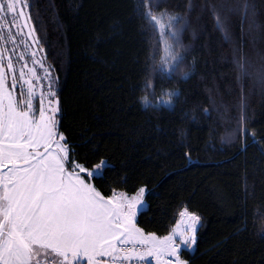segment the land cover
<instances>
[{"label":"trees","instance_id":"16d2710c","mask_svg":"<svg viewBox=\"0 0 264 264\" xmlns=\"http://www.w3.org/2000/svg\"><path fill=\"white\" fill-rule=\"evenodd\" d=\"M28 2L69 159L89 169L106 161L103 179L91 180L106 196L144 187L149 207L137 227L145 234L167 235L185 206L199 215L197 243L181 253L186 264H264V0H248L247 20L230 11L243 0L153 6L182 19L171 43L184 62L173 74L160 69L159 34L138 0ZM242 57L249 75L238 81ZM145 82L154 94L141 90ZM177 90L171 110L156 105ZM145 95L147 110L139 103Z\"/></svg>","mask_w":264,"mask_h":264},{"label":"snow or ice","instance_id":"6c2138e0","mask_svg":"<svg viewBox=\"0 0 264 264\" xmlns=\"http://www.w3.org/2000/svg\"><path fill=\"white\" fill-rule=\"evenodd\" d=\"M160 3L161 0H138V11L140 5L147 7L142 15L154 36L159 25L162 38L167 36L178 43V33L172 30L179 22L178 16L163 12L148 19L151 8ZM29 7L28 0H0V21L18 27L19 19L30 21L24 12ZM249 10L248 0H243L242 8L230 11L242 13L247 20ZM217 27L229 39L219 16ZM9 37L14 39L11 33ZM3 38L0 25V39ZM183 62L184 56L165 41L160 69L173 74ZM236 63L237 80L241 81L249 75L246 60L242 57ZM25 68L31 73L30 78H26ZM7 71L15 72L10 59ZM190 75L185 72L183 79ZM45 76L50 73L46 71ZM6 79L0 63V264H151L152 259L156 264H186L181 253L196 245L201 217L185 206L179 212L181 219L167 235L145 234L137 227L138 214L149 207L143 202L144 187L131 197L117 190L106 196L88 180H102L107 162L101 160L89 169L69 159L66 137L58 131L54 82L49 80L48 91L40 92L37 111L33 80L39 81V77L34 68L23 65L19 78L12 77L10 87L6 86ZM258 83L264 90V71L259 73ZM141 90L154 94V83H143ZM165 96L168 98L163 99ZM178 96V90L168 91L161 99L171 110L173 97ZM139 103L147 110L148 96L141 97Z\"/></svg>","mask_w":264,"mask_h":264},{"label":"rangeland","instance_id":"374dc122","mask_svg":"<svg viewBox=\"0 0 264 264\" xmlns=\"http://www.w3.org/2000/svg\"><path fill=\"white\" fill-rule=\"evenodd\" d=\"M146 11H148V10H146ZM160 13H163V12H153L150 10L148 17L151 20L153 16L159 15ZM170 15L178 16L180 18L179 22L175 25V28L172 29L173 31H177V33H178L179 32V26L181 25L182 19L179 15H176V14H170ZM8 20L11 21L10 16L8 17ZM17 24H18V27H13V26H11V23H5L4 21H0V25H3V33H4V38L0 39V53H3V59L0 60V63H2L3 68H4L6 75H7V79L5 81V84L7 87H10L11 83H12V77L15 75L17 78H19L20 69L23 65H27L28 68H34L37 76L39 77V81L33 80V84L35 85V89H36L35 107L38 111V108L40 106L39 105L40 92L42 90L44 92H47L49 89V80H51L52 82H53V80H52L51 74H50V76H45V72L48 71L50 73V71L45 67V65L40 60L37 59V56H36L37 52H35L34 49L32 50V47L30 46L28 41H26V39L23 35V31H22V28H21L19 21H17ZM156 29H157L158 34H159L160 43L162 45V51L164 48V42L165 41H167V43L172 46L171 40H173V39H171L170 37H167V36L162 38L160 36V32H159V25H157ZM9 33H11L14 36V39L9 37ZM17 33H21V34L17 35ZM33 54H35V56H33ZM37 55H39V54L37 53ZM162 55H163V53H162ZM21 57H23V59H21ZM9 59L12 61L13 65L15 67V72H8L7 71V65H8ZM25 73H26V78L31 77V73L27 72V68H25ZM24 89L25 90L27 89V85H24ZM53 90L55 91L54 84H53ZM55 93H56V91H55ZM17 94H19V85L17 86ZM53 99L55 101H57L56 95H55V97H53ZM164 99H167V98H164ZM157 104L162 109L167 108V106L164 105V103H163V99L157 100L156 105ZM45 106H47V101H45ZM88 182L91 183V179L88 180ZM136 192L133 194H127V193H125V194L127 196L131 197L132 195H135ZM180 219L181 218L179 216L177 222ZM177 222H176V224H177ZM176 224H175V226H176ZM190 251H193V248Z\"/></svg>","mask_w":264,"mask_h":264},{"label":"water","instance_id":"95a60500","mask_svg":"<svg viewBox=\"0 0 264 264\" xmlns=\"http://www.w3.org/2000/svg\"><path fill=\"white\" fill-rule=\"evenodd\" d=\"M19 11V9H18ZM26 15V14H25ZM19 22H20V25H21V28L24 32V35L28 41V43L30 44V46L35 50V52L38 53V48H37V45H36V42H35V39L33 37V34L32 32L30 31V25L28 23V21L24 20L23 18L19 19ZM26 25V26H25Z\"/></svg>","mask_w":264,"mask_h":264},{"label":"crops","instance_id":"0c3cea01","mask_svg":"<svg viewBox=\"0 0 264 264\" xmlns=\"http://www.w3.org/2000/svg\"><path fill=\"white\" fill-rule=\"evenodd\" d=\"M85 264H86V262H85ZM151 264H156V261L154 259H152Z\"/></svg>","mask_w":264,"mask_h":264},{"label":"flooded vegetation","instance_id":"af4514ba","mask_svg":"<svg viewBox=\"0 0 264 264\" xmlns=\"http://www.w3.org/2000/svg\"><path fill=\"white\" fill-rule=\"evenodd\" d=\"M19 21V20H18ZM20 23V22H19ZM23 31V30H22ZM23 35H24V32H23ZM24 37H25V35H24ZM25 39H26V37H25ZM26 41H27V39H26Z\"/></svg>","mask_w":264,"mask_h":264}]
</instances>
